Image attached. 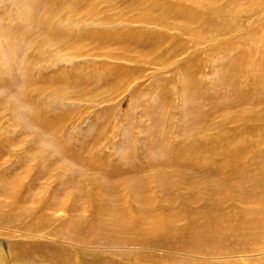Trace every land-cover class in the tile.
Instances as JSON below:
<instances>
[{"label": "rangeland", "instance_id": "rangeland-1", "mask_svg": "<svg viewBox=\"0 0 264 264\" xmlns=\"http://www.w3.org/2000/svg\"><path fill=\"white\" fill-rule=\"evenodd\" d=\"M71 6L53 24L69 28L72 21L82 34L89 15ZM96 6L112 13L104 2ZM51 11L48 0H0V264H246L239 255L209 258L132 241L149 215L163 222L160 211L179 215L177 225L205 221L209 231L213 224L200 210L220 202L230 211L224 226L229 238V226L257 209L250 197L264 200V14L244 13L236 31L181 52L167 36L190 44L193 35L163 29L158 52L170 58L163 70L150 64L157 54L148 50V32L138 34L139 41L131 32L106 31L96 38L68 37L69 45L39 44ZM102 20L88 24L108 28ZM260 23L254 37L245 36ZM129 24L135 30L146 25ZM207 44L216 47L211 57ZM193 51L203 52L194 60L201 102L177 67L193 60ZM231 64L245 73L243 79L229 80ZM34 78L43 87L38 93L26 89ZM209 92L215 93L212 125L198 136L208 122L198 112L209 106ZM237 125H251L257 139L234 134ZM209 139L215 146L211 159L195 157L193 143ZM185 205L191 217L180 215ZM126 207L139 221L124 213ZM191 235L179 233L184 242ZM250 247L256 252L251 257L259 259L255 264H264V237Z\"/></svg>", "mask_w": 264, "mask_h": 264}, {"label": "bare ground", "instance_id": "bare-ground-1", "mask_svg": "<svg viewBox=\"0 0 264 264\" xmlns=\"http://www.w3.org/2000/svg\"><path fill=\"white\" fill-rule=\"evenodd\" d=\"M48 1L52 8V11L44 17V22L48 27V33L45 36L39 38V44L44 43L49 45L52 43H57L59 45H69V42L65 41V39H67L68 37H75V39H78L86 36H91L93 38H96L98 35L106 31L113 33L117 31L131 32L133 33V41H139V39L136 38L138 34L148 32L149 34L144 33L145 35H147L146 43L148 44V50L157 54L153 57L155 59L150 58V64L161 66L162 68L159 69L163 70H167L170 63V58L167 52H158L161 43L163 42L164 38H166L165 33H163V29L164 32H166V29H174L178 31L177 35H181L183 33H189L193 35V43L190 42V44L177 43L176 40H180L179 37L167 36V38L170 39L171 37H174L172 39L175 43L173 50L179 52L180 50H189L195 47L197 48L199 45L210 43L215 39L216 36H218L217 34L222 35L225 33L227 34V32H230L232 30L236 31L237 22L238 20L240 21L241 16H243L244 13L250 15V17L254 14L261 17V15L264 14V0H249L250 4L247 7L244 6L241 8L239 7L241 6L239 4V0H224L222 4L220 3L221 0H86L87 2L83 5H78V3H71L69 0ZM97 2L106 3L112 13H105V11L107 10L106 7L103 11L102 8L100 10L98 6H96ZM54 3H56V6H53ZM70 4H73L80 13L89 15L88 21H90V19L94 21V19L96 20L101 17L103 19V23H105L108 28H103L99 24L95 25L96 28L91 27L92 25L88 24L87 21L83 24L85 26L83 30H80V33L82 34H78L79 30L77 29V27L79 25L73 28L72 21L69 28L67 27L61 29L60 27L55 26L53 24L54 21H58L60 18H64V16H67L68 12L72 11L73 7L71 6L70 8ZM89 4H93V8H88ZM64 7L65 10L63 11ZM61 13L62 15H60ZM93 15H95V18H93ZM61 20L62 19H60L59 21ZM129 22H140L146 25H142L143 27L135 30V28H132ZM121 23L122 25H120ZM149 24H152L153 26L156 25V30L154 31V28L152 26L151 27L153 29H148V27L150 26ZM251 25L252 26L249 27L250 29L248 30V32H245L246 37H254L255 32L257 31L255 27L260 28L262 23L255 26L254 24ZM130 28L132 29L130 30ZM62 33L63 35L65 34L64 39L61 38V36H63L61 35ZM156 38H158V40ZM186 40H188V38H186ZM133 43L138 44L137 42ZM229 45L232 44L230 43ZM262 45L264 46V42H262ZM207 48L208 57H211L213 51L216 50V47L212 46L211 44H207ZM79 49H81V47L77 46L76 50ZM262 51H264V49H262ZM202 53L203 52L201 51H193V60L189 59L177 65V67L180 69V73H185V75H187L185 77V85L187 87L189 86L196 92L197 99L200 100V102L203 96L201 94L199 83H197L194 76H196L197 72L200 69V65H198L195 61L202 56ZM142 55L146 56L145 54ZM27 62L28 59L26 58V63ZM111 72L117 75L119 69H117V67H113L111 69ZM228 74L229 80L233 79L234 77L241 80L245 75V73H242L236 69L235 64H231L229 66ZM120 78L122 81L125 80L124 77ZM225 82L227 83V79ZM127 84L128 83L123 82L125 88L128 87L129 84ZM28 87L29 89H32L34 87V92L36 93L43 90V87L39 86V83L35 78L30 80V83L27 84L26 89ZM124 87L119 88V86H116V90L120 91ZM229 90H233L235 93H241L238 88L232 89L230 85ZM214 95L215 93L209 92L204 96V99L208 100L209 106H207L206 108H201L198 113L200 114V117L204 116V121L205 119H208V122L204 127L199 128L198 136L204 135L211 129L212 118L210 116H213L214 111ZM21 96H24L23 98H26L25 92H23ZM36 112H38L37 107H35V113ZM232 115L237 114L232 113ZM44 123L46 124V127L49 128V130H53L48 122L45 121ZM233 132L239 137L245 138L247 141H251L253 138H256L251 125H237L236 129ZM195 143H193V155H195V157L204 156L202 158L210 160L212 153L214 152L213 150H215L214 143L211 144L210 139L206 141V143H201L200 140H197ZM230 152L234 156L237 155V152H235L234 150H231ZM178 198H180V201L184 204H191L193 202L182 197ZM230 198L233 199V195H230ZM250 198L255 200L257 209L249 214V216H247L248 218L239 217V222L237 223L238 227L234 226L231 229L232 225L229 226V238L227 231L224 229V226L227 220V217L225 215L230 213V211L224 212L225 208H221L224 206V204L220 202L216 207L204 205V207H208V209L205 211L206 213H204V208L200 210V212L203 214V217L205 219L208 218L207 224H213L209 228V231L207 230V228H205V221L202 223L201 221H198L197 218H195L193 221H191L190 224L177 225V219L179 218V215L160 211L157 214H159L163 222H157L154 220L153 215H149L145 222H142L145 226L137 232V240L136 238H134L132 242L134 244L143 245L142 247L149 246L151 248H162L169 251H185L190 254H194L195 256L209 258L215 255L224 256L225 254H230L229 257L239 255L242 258L248 260L246 264H255L257 261H259V259H253L251 257L256 252L251 251L252 248L250 247V244L252 242L255 243V241L257 243V240L260 241L264 237V232L261 235V229L263 226L262 216L264 215V200H261L258 197ZM124 213H129L135 216L136 221L137 219L139 221V216H136L132 211H130V209H127V207L125 208ZM187 214L191 217L190 210L185 205L184 210L180 215H184L182 217L186 218ZM221 215H223V217H221ZM118 220L124 223L121 219L118 218ZM185 230L192 231V235L187 237L186 242L182 241L181 237L179 236V233H183ZM251 231L254 234L252 237H250ZM140 239L141 242L138 243V240ZM224 243H226L228 246H223ZM231 264L237 263L232 262Z\"/></svg>", "mask_w": 264, "mask_h": 264}]
</instances>
